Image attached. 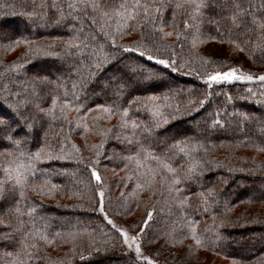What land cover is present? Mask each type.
Wrapping results in <instances>:
<instances>
[{"label": "trees", "instance_id": "1", "mask_svg": "<svg viewBox=\"0 0 264 264\" xmlns=\"http://www.w3.org/2000/svg\"><path fill=\"white\" fill-rule=\"evenodd\" d=\"M236 3L248 14L234 23L233 0H140L149 5L147 18L135 0H0V95L21 103L33 124L30 136L13 133L25 137L19 145L0 141V181H7L4 167H28V156L40 153L23 189L13 182L0 188V264H151L138 260L116 227L139 232L146 211L153 220L142 250L151 258L217 264L214 254L231 264H264V81L205 79L231 67L264 68V32L251 23L253 16L264 20V0ZM213 41L224 45L222 55L206 48ZM139 52L175 61L177 71ZM140 66L156 75L146 78ZM153 109L168 123L153 128ZM132 121L141 129L133 132ZM141 146L159 161L141 151L138 163ZM24 234L27 249L19 244Z\"/></svg>", "mask_w": 264, "mask_h": 264}, {"label": "snow or ice", "instance_id": "2", "mask_svg": "<svg viewBox=\"0 0 264 264\" xmlns=\"http://www.w3.org/2000/svg\"><path fill=\"white\" fill-rule=\"evenodd\" d=\"M55 7V5H53ZM70 7H74L70 6ZM93 7H95V5H93ZM135 8H143V12L145 13V18H147V14L149 11V5L148 4H144L141 5L140 4V0H135ZM176 7H181L180 4H177ZM201 7L200 3L196 4L195 7V12L198 13L199 9ZM233 7H234V14L232 15V20L235 23L237 17H240L241 19L248 14V9H244L241 8V6L236 3V0H233ZM126 5L125 4H121L119 6V9L116 10L117 15H123V12L121 11L122 9H125ZM157 11H159V9H156ZM104 15H108L107 13H104ZM127 19H134V16L132 15L131 12H129V15L126 17ZM193 19H195V16H193ZM95 21H93L94 23ZM251 23L253 25H255L261 32H264V20H260L257 17L253 16V19L251 21ZM185 27H189V25L187 24V21H185ZM172 33H164L165 36L171 35ZM179 35V34H178ZM214 39V37H213ZM24 43H29V41L25 40L23 41ZM232 44L235 45V47L239 50H243L242 48H240V45H238L236 43V41H230ZM17 44L19 43V41L16 42ZM195 43V40H194ZM112 44H115V38L112 39ZM67 47H72V45H67ZM124 52H137L136 48H126L123 49ZM139 56L140 57H144L146 58L147 61H155L156 64L158 65H162V66H167L168 68H171L172 71H177V68L174 67L175 65V61H170L167 59H157V57L155 55H146L145 52H139ZM107 57H105V62H107ZM94 67L96 68V71L99 72L101 70V64L97 63L94 65ZM138 72H147V77L146 78H150L156 75L155 72H152L151 70H148L146 68H144L143 66H140L137 68ZM91 79L94 80L96 77V73H90L89 74ZM253 79H258L260 81H264V74H260L258 76H253L251 74H243L242 72H238V69L236 67H231L228 68V70L226 71H215L214 73L208 74L206 77V83L211 84L213 82H222V81H233V80H240V81H244V80H248L251 81ZM88 82H91V80H89ZM73 87H77V85H73ZM86 87V85H85ZM121 90H124V84L122 83L120 85ZM210 95V93L208 94ZM73 99L79 103L80 97L78 95H76L75 93H73ZM150 99H154L151 98ZM57 100L54 98L52 101V105L53 108L56 105ZM135 101H129V105H131L132 103H134ZM189 103H193L192 100H189ZM205 103V100H201L199 102L200 107H203ZM65 106H68V101L65 100ZM96 107L98 109H103V111L105 113H111L113 111V107L111 105H104V104H99L96 105ZM79 110V109H77ZM199 109H191L189 111H198ZM21 103H11L9 101L8 95L7 93H4L2 95H0V141H7L10 142L13 145H19L22 139H25V137H21L20 139H13V133H18V132H26V134L28 136L32 135V128H33V124L29 121L28 117L22 116L21 115ZM88 111H92V109H88ZM129 112L128 108H124L123 112H122V118H121V124L122 126L127 127L129 125V121L124 119V117H127ZM176 113L179 114V107H177L176 109ZM151 115L153 117V128H158L161 126V122L164 124L168 123V120L165 116L162 115L161 111L159 109H153L151 112ZM217 116L219 115V113L216 114ZM177 118V117H174ZM247 118V117H245ZM214 124H221V121L217 118L216 120L213 121ZM142 125L136 123L135 121L131 122V128L133 129V132H135L138 129H141ZM143 130L145 133H147L148 135H151V131L152 128H149L148 126H143ZM139 141H137L138 143ZM129 143H132V141H129ZM181 142L177 141V146H179ZM141 151H144L147 155H152L150 153H147V149H145L143 146H141V148L137 149V152L134 153V155L137 157V161L139 163V153ZM180 152H186V145L185 147H180L179 148ZM20 155H23V153H20ZM40 158V153L37 152L35 154L29 155L28 156V160L30 162L28 167H24L22 164L21 165H17L16 168H11V167H4L3 171L7 176V181H0V188L3 187V184L6 182H13L16 185H19L21 187V189H23L26 180H27V176H35V171H34V165L31 164V161L39 159ZM47 159H51L50 156L46 157ZM133 157L129 156V157H125V159L127 160H131ZM152 159L159 161V157L152 155ZM163 169H165L168 173H174L176 171L175 168H173L171 166V164L169 163H163ZM21 168L24 169L23 172H21ZM196 169V163L194 162L192 165H190L188 171L189 173H193L195 172ZM25 173L27 175H25ZM92 175L95 177V180L97 182H99L101 180L100 175L95 171V169L92 170ZM189 178H192L191 176ZM180 181L178 179H173L171 181L172 184H177ZM39 187V186H37ZM23 195V192L21 191V196ZM100 196L103 197V193H100ZM19 203V202H17ZM102 203V201H101ZM16 212H19L20 209L19 207H17ZM34 211V209L29 208L28 212L31 214ZM100 211H103V208H100ZM153 220V213L152 211H146V217L140 222L139 227V233L136 235H131L129 236L127 231H124L123 229H121V231H123L124 233V240L123 243L125 245H127V247L129 249H132V244L135 243V252L138 254L137 258L138 260H144L147 261L148 257L145 256L143 254V250L141 248V244L138 243L137 241H142L143 237L146 235V229L150 230V222ZM109 224H112V221L109 220ZM114 226V225H113ZM19 231V230H17ZM194 231V230H193ZM0 238H5V237H0ZM158 238V237H156ZM41 239H45L47 240V236H41ZM27 240V234H24V238L19 240V244L22 245L23 247H25L26 249L29 248V245L26 243ZM129 241H131L132 243H129ZM49 243H51L50 240H48ZM155 242L154 238H149L147 240V244L150 246L151 244H153ZM200 240L197 239L196 243L200 244ZM36 245L32 244L31 248H35ZM11 255V254H9ZM29 259L32 258V254L31 252H29L28 254ZM151 264H158V262L156 260L151 261ZM235 264V262H234Z\"/></svg>", "mask_w": 264, "mask_h": 264}, {"label": "rangeland", "instance_id": "3", "mask_svg": "<svg viewBox=\"0 0 264 264\" xmlns=\"http://www.w3.org/2000/svg\"><path fill=\"white\" fill-rule=\"evenodd\" d=\"M7 22V21H6ZM22 22H25V23H27V20L25 19L24 21L22 20ZM21 21H19V23H22ZM7 24H8V22H7ZM2 25H0V27H1ZM230 47V46H229ZM206 48L209 50V51H211L212 53H214V54H216V55H222V53L225 51V47H224V45L222 44V43H220V42H215V41H213V42H207V45H206ZM226 49H228L227 47H226ZM39 69H43L40 65H38L37 66ZM238 69V72H242L243 74H251V75H253V76H258V75H260V74H264V68L263 67H255L254 69H250V68H246V69H241V68H237ZM226 70H228V69H225V70H221V71H226ZM250 70V71H249ZM216 71H220V70H216ZM215 71H213V72H211V73H214ZM211 73H209V74H211ZM130 79V81H135L136 80V78L135 77H130L129 78ZM206 79V78H205ZM253 80H258V79H253ZM253 80H251V81H253ZM233 81H236V80H233ZM240 81V80H239ZM244 81H248V80H244ZM229 82V81H228ZM104 83V85H105V82H103ZM214 83H216V82H213V83H211V84H214ZM147 84H142V83H140L139 84V87L140 88H142V89H146L147 88ZM101 201L102 200H100V207H103V202L101 203ZM62 222L63 223H66L67 222V219H62ZM116 227L118 228V230L121 232V234H122V238H123V240H124V233H123V231H121V229H123L124 231H127L128 232V234H129V236H131V235H136V234H138L139 232H135V231H130V230H128L127 229V227L126 226H121V224H119V225H116ZM138 243H140L141 244V248H142V241H137ZM129 243H132L131 241H129ZM135 246H136V244L135 243H133L132 244V249H130V250H132L133 252H135ZM143 249V248H142ZM249 249V248H248ZM136 253V252H135ZM137 254V253H136ZM144 254V253H143ZM138 255V254H137ZM145 255V254H144ZM145 256H147L148 257V260L147 261H149L150 263H151V261H153V260H156V259H154V258H151V257H149L148 255H145ZM209 256H211L212 258H214V260H215V262L217 263V264H225L226 262H229L230 264H231V260L230 261H228L229 259L227 258H222V257H219V256H216V255H214V254H209ZM157 262H158V264H169V263H166V262H162V261H159V260H156ZM229 263H226V264H229Z\"/></svg>", "mask_w": 264, "mask_h": 264}]
</instances>
